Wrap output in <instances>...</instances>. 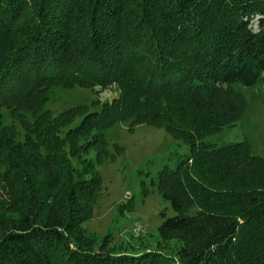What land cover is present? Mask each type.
Masks as SVG:
<instances>
[{
  "label": "trees",
  "instance_id": "obj_1",
  "mask_svg": "<svg viewBox=\"0 0 264 264\" xmlns=\"http://www.w3.org/2000/svg\"><path fill=\"white\" fill-rule=\"evenodd\" d=\"M57 86L117 87L72 132L97 130L93 145L122 122L189 146L143 191L171 204L158 235L172 255L92 249L98 158L75 167L37 120ZM240 86L264 89V0H0V264H264V157L247 140L200 142L244 118ZM4 110L35 117L24 145Z\"/></svg>",
  "mask_w": 264,
  "mask_h": 264
},
{
  "label": "rangeland",
  "instance_id": "obj_2",
  "mask_svg": "<svg viewBox=\"0 0 264 264\" xmlns=\"http://www.w3.org/2000/svg\"><path fill=\"white\" fill-rule=\"evenodd\" d=\"M259 23L258 19L252 21L253 32L259 30ZM239 89L248 104L244 118L200 142L222 147L247 140L253 153L264 157V89L258 86H240ZM119 98L116 86L109 89L57 86L49 90L44 113L37 120L46 130L57 134L54 136L57 148L75 167L85 159L98 158L97 170L102 188L92 214L83 225L92 249L99 251L104 247L113 253L161 251L172 255L177 242L162 244L158 235L161 213L165 211L168 216L174 215L171 204L157 192L144 199L143 191L153 190L152 179L159 171L166 167L176 169L180 158L190 153L189 146L157 123L134 127L128 123H115L94 145L92 138L97 137V130L82 134V138L80 133H72L86 117L102 112L106 104H112ZM4 115L5 132L24 145V129L27 122L35 124V117L31 114L24 117L7 110H4ZM49 121L56 122L52 125ZM93 125L96 126L97 122ZM6 172L0 167V187L7 184ZM260 182L264 184V180Z\"/></svg>",
  "mask_w": 264,
  "mask_h": 264
}]
</instances>
